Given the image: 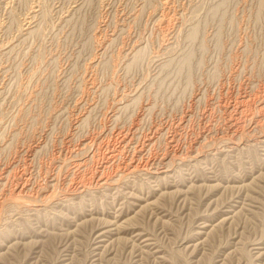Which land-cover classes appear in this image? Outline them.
Wrapping results in <instances>:
<instances>
[{
  "label": "rangeland",
  "instance_id": "1",
  "mask_svg": "<svg viewBox=\"0 0 264 264\" xmlns=\"http://www.w3.org/2000/svg\"><path fill=\"white\" fill-rule=\"evenodd\" d=\"M0 264H264V0H0Z\"/></svg>",
  "mask_w": 264,
  "mask_h": 264
},
{
  "label": "bare ground",
  "instance_id": "2",
  "mask_svg": "<svg viewBox=\"0 0 264 264\" xmlns=\"http://www.w3.org/2000/svg\"><path fill=\"white\" fill-rule=\"evenodd\" d=\"M130 172V171H129ZM106 180V179H105ZM101 182V181H100ZM105 182V181H104ZM107 182V181H106ZM106 184V183H105Z\"/></svg>",
  "mask_w": 264,
  "mask_h": 264
}]
</instances>
